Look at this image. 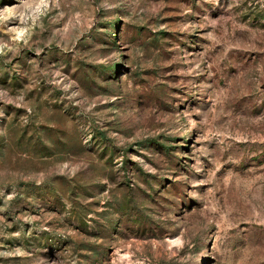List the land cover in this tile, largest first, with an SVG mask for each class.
<instances>
[{
    "label": "rangeland",
    "instance_id": "rangeland-1",
    "mask_svg": "<svg viewBox=\"0 0 264 264\" xmlns=\"http://www.w3.org/2000/svg\"><path fill=\"white\" fill-rule=\"evenodd\" d=\"M0 264H264V0H0Z\"/></svg>",
    "mask_w": 264,
    "mask_h": 264
}]
</instances>
